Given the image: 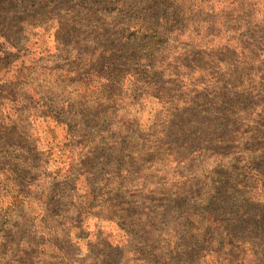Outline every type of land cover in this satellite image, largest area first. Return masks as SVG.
Listing matches in <instances>:
<instances>
[{
  "label": "rangeland",
  "instance_id": "obj_1",
  "mask_svg": "<svg viewBox=\"0 0 264 264\" xmlns=\"http://www.w3.org/2000/svg\"><path fill=\"white\" fill-rule=\"evenodd\" d=\"M0 264H264V0H0Z\"/></svg>",
  "mask_w": 264,
  "mask_h": 264
}]
</instances>
